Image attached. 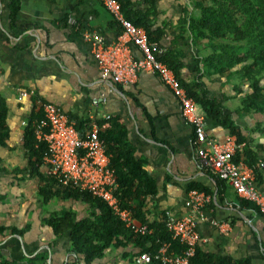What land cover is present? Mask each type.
Returning <instances> with one entry per match:
<instances>
[{"label": "crops", "instance_id": "obj_1", "mask_svg": "<svg viewBox=\"0 0 264 264\" xmlns=\"http://www.w3.org/2000/svg\"><path fill=\"white\" fill-rule=\"evenodd\" d=\"M128 9L150 13L152 29L161 32L157 53L176 54L182 63L180 77L199 83L206 96L220 101L222 116L239 127L252 149L262 145L257 151L262 160L260 181L254 183L264 192V110L240 107L249 91L244 78L211 72L202 62L209 50L203 42H193L189 23L196 11L192 0H130ZM120 31L99 0H17L14 13L9 0H0V95L6 104L8 127L5 145L0 147V168L10 170L26 164L21 141L29 116L38 109L37 100L55 104L68 117H117L125 127L133 157L142 161L156 186L154 194L142 198L146 218L157 220L163 213L177 218L191 215L201 251L264 264V217L244 206L234 189L197 163L193 128L182 118L176 98L158 76L145 70L128 82L100 76L87 34H97L108 45ZM128 45L133 58L142 56L136 46ZM21 91H32L33 96H22ZM195 111L204 116L205 131L213 141L223 142L228 129L206 117L199 104ZM37 184L38 179L28 174L17 180L13 173L0 171V195L6 196L0 200V224L30 227L19 238L0 235V248L16 259L45 249L46 264L74 261V254L66 251L67 238L53 240L42 218L71 209L80 219L89 206L81 200L57 198L42 205ZM193 187L207 189L211 196L197 213L188 202L189 191L198 190ZM136 250L131 243L123 249L111 247L91 264H138L133 257L124 256Z\"/></svg>", "mask_w": 264, "mask_h": 264}, {"label": "trees", "instance_id": "obj_2", "mask_svg": "<svg viewBox=\"0 0 264 264\" xmlns=\"http://www.w3.org/2000/svg\"><path fill=\"white\" fill-rule=\"evenodd\" d=\"M11 12L17 8V0H9ZM123 15L135 26L142 27L150 43L157 46L160 30L152 29V19L148 11L139 12L128 9L130 0H118ZM196 15L190 17L189 30L193 42L205 44L209 50L202 58V62L209 71L220 75H238L248 83L249 91L241 99V108L245 111L261 112L264 110V0H192ZM158 60L165 63L175 74L180 84L196 104H199L205 112V116L218 121L228 129L229 134L235 136L239 147L235 150L233 159L242 160L253 170L255 182L260 181L261 162L257 157V151L263 148L257 145L252 149L245 136L241 133L231 119L222 116L223 105L215 98H210L202 91L199 83L186 82L180 77L181 61L176 54L165 52L155 53ZM200 92H202L200 94ZM7 108L0 95V147L8 136L6 125ZM43 118L41 109L32 112L24 128L22 147L26 158L23 167H15L10 170L0 168L4 173H13L17 180H21L25 174L38 179L37 195L42 205H46L51 199L81 200L89 206L87 215L77 219L71 209H61L51 212L42 218L53 236V240L66 237L68 248L74 254V261L66 264H75L81 261L83 264H91L106 254L109 248H125L131 243L137 248L135 252L124 253V256L133 257L141 252H153L160 243L169 242L176 252L184 246L172 239L171 232L165 225V213L157 219L150 221L145 216L142 198L155 193L156 186L143 168V163L132 155L133 148L126 140V131L122 121L117 117L107 119L78 118L70 115L74 121L75 129L80 133H86L94 123L105 128L98 130V139L108 156V166L113 168L116 188L114 195L118 199L121 208L128 209L132 216L140 223L147 225L151 232L139 234L125 227L119 217L100 198L80 190L72 183L63 184L53 175L44 162L47 154V145L35 137V126ZM17 174H22L21 178ZM210 194L207 189H199ZM0 195V200H5ZM244 206H250L256 210L253 203L239 198ZM29 224L22 227L0 224V235L22 236ZM199 244V243H198ZM195 246L192 257L193 264H249L244 260H233L227 256H219L201 251L199 245ZM50 247H52L50 245ZM47 250L40 249L33 256L13 258L0 248V264H46ZM149 264H162L152 261Z\"/></svg>", "mask_w": 264, "mask_h": 264}, {"label": "built area", "instance_id": "obj_3", "mask_svg": "<svg viewBox=\"0 0 264 264\" xmlns=\"http://www.w3.org/2000/svg\"><path fill=\"white\" fill-rule=\"evenodd\" d=\"M113 19L120 25L117 39L104 45L97 34H87L92 39V54L102 78L110 77L115 82L131 81L141 71L155 73L161 82L176 98L182 118L193 128V143L197 163L210 169L224 181L239 198L256 207L264 217V192L254 183L253 170L242 160L235 161L233 155L239 144L235 136L229 134L221 143L213 141L205 131L204 116L195 111V101L187 95L174 72L156 57L157 46L147 39L145 30L127 19L118 0H99ZM128 44L136 46L142 56L133 58ZM22 96H33V92L21 91ZM43 118L35 126V137L47 145L44 162L50 172L63 184L72 183L80 190L103 200L134 233L151 232L147 225L140 223L128 209L121 208L114 195L116 182L113 168L108 166V156L98 139V130L105 128L92 124L86 133L80 134L68 115L53 103L37 100ZM108 115L104 116L107 119ZM210 195L198 190H190L189 207L193 213L210 201ZM217 227L222 224L213 222ZM165 225L172 239L184 248L176 252L169 242H162L153 252H141L134 261L149 264L158 261L162 264H193L192 257L200 237L193 216L173 217L165 214Z\"/></svg>", "mask_w": 264, "mask_h": 264}, {"label": "water", "instance_id": "obj_4", "mask_svg": "<svg viewBox=\"0 0 264 264\" xmlns=\"http://www.w3.org/2000/svg\"><path fill=\"white\" fill-rule=\"evenodd\" d=\"M17 236V235H16ZM20 236H18V238H19Z\"/></svg>", "mask_w": 264, "mask_h": 264}]
</instances>
